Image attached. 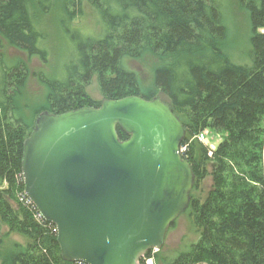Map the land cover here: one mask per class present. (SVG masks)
I'll return each instance as SVG.
<instances>
[{"label": "trees", "instance_id": "1", "mask_svg": "<svg viewBox=\"0 0 264 264\" xmlns=\"http://www.w3.org/2000/svg\"><path fill=\"white\" fill-rule=\"evenodd\" d=\"M86 5L98 14L99 31L72 26ZM239 7L250 27L249 63L239 62L240 41L232 38ZM56 10L73 49L60 67L30 75L24 60L1 51L11 46L46 64L44 17ZM32 75L47 93L29 117L26 97L38 96L28 94ZM130 95L171 105L186 129L182 156L196 175L180 216L194 240L183 252L162 247L156 263L264 264V0H0V225L9 229L5 238H26L7 254L1 238L0 264H85L62 258L55 226L27 199L23 144L43 111L99 107ZM208 130L221 136L211 154L196 139Z\"/></svg>", "mask_w": 264, "mask_h": 264}, {"label": "water", "instance_id": "2", "mask_svg": "<svg viewBox=\"0 0 264 264\" xmlns=\"http://www.w3.org/2000/svg\"><path fill=\"white\" fill-rule=\"evenodd\" d=\"M185 135L160 97L103 99L99 107L36 117L23 144L24 193L56 226L65 261L140 264L164 246L195 183L180 153Z\"/></svg>", "mask_w": 264, "mask_h": 264}, {"label": "rangeland", "instance_id": "3", "mask_svg": "<svg viewBox=\"0 0 264 264\" xmlns=\"http://www.w3.org/2000/svg\"><path fill=\"white\" fill-rule=\"evenodd\" d=\"M238 14L239 17H233V23L231 24L232 29V38L236 42V40L240 41L239 46H236V52L239 57V62L241 63H249V56L248 52L250 50V44L248 42V38L250 35V27L248 23V19L246 18V14L244 10L239 7L238 8ZM98 14H96L91 7L88 5L84 6L83 8V15L76 16L74 22L72 23V26L79 27V30H86L90 31L93 29H96L99 31L100 24L98 21ZM62 16L61 14L56 10L53 13L46 15L44 17L45 20V35H47L48 39V48L50 51L48 62L45 64L39 57H33L31 59L28 58L27 54L24 51L18 50L11 46H6L1 51L4 56L8 57L9 60L14 59H20L24 60L26 64L29 67L30 75L32 72H39L41 69H47L49 70L52 67H60L62 62H65L67 58L62 56L66 53L68 50V47L73 49L72 46V39L70 40L67 36L65 37V34H63V26L61 22ZM44 24V23H43ZM76 34V33H75ZM76 37V35H75ZM70 44V45H69ZM141 75L143 77H148L146 70L142 67H139ZM27 89L28 94L33 95L38 94V96H30L28 99L26 95L22 97L18 103L25 100L26 102H29L31 104V113L29 114V117L33 114L35 110L40 108L45 104V98L47 90L45 87L40 85L38 81L36 80V77L30 76V78L27 81ZM92 95L96 99H101L100 93L97 89H91ZM208 138L209 142L212 145H216L217 142L220 140V135L213 133L211 130H208ZM177 223L174 225V227L171 228V230L168 233L167 237V243H168V249L172 252H183L186 251L188 248V245L190 242L194 240L193 233L191 232L190 224L188 223L186 217H180L177 221ZM9 232V229L6 226L0 225V239L5 238V235ZM26 243V238H24L22 235L18 233H10L8 237L5 238V251L7 254L8 252H11V250L14 249L13 243Z\"/></svg>", "mask_w": 264, "mask_h": 264}, {"label": "built area", "instance_id": "4", "mask_svg": "<svg viewBox=\"0 0 264 264\" xmlns=\"http://www.w3.org/2000/svg\"><path fill=\"white\" fill-rule=\"evenodd\" d=\"M196 139L209 146V153L211 154L212 151L215 149V145L210 144L209 138H208V132L207 131H202L200 132L197 136ZM187 149V145H182L180 147V152L183 154ZM40 216V214H39ZM41 217V216H40ZM42 218V217H41ZM54 230L57 232V228L55 227ZM158 248L152 249L150 252H148L146 255L143 256L142 263L143 264H157L156 263V253L158 252ZM82 263V262H79Z\"/></svg>", "mask_w": 264, "mask_h": 264}, {"label": "flooded vegetation", "instance_id": "5", "mask_svg": "<svg viewBox=\"0 0 264 264\" xmlns=\"http://www.w3.org/2000/svg\"><path fill=\"white\" fill-rule=\"evenodd\" d=\"M171 227V226H170ZM170 230V229H169ZM169 233V231H168ZM167 237H168V234H167ZM167 237H166V241H167ZM165 241V244H164V248L163 249H167L168 248V243Z\"/></svg>", "mask_w": 264, "mask_h": 264}]
</instances>
